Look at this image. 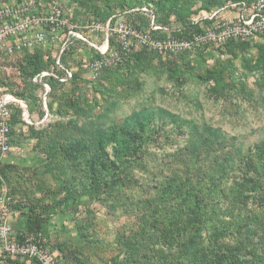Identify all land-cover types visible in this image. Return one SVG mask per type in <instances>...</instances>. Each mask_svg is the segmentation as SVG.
<instances>
[{"label":"rangeland","instance_id":"1","mask_svg":"<svg viewBox=\"0 0 264 264\" xmlns=\"http://www.w3.org/2000/svg\"><path fill=\"white\" fill-rule=\"evenodd\" d=\"M50 1L58 2L88 36V25L103 26L110 18L134 25L147 22V28L154 18L161 26L155 33L164 37L234 20L239 13L248 14L255 0ZM243 1L248 6L240 10ZM94 36L92 40L103 44L104 32ZM58 46L44 43L0 59L1 83L15 98L7 104L12 150L6 155L0 152V164L20 168L14 176L33 198L23 210L31 201L39 204L46 216L42 232L47 244L60 249L69 264H171L182 252L159 236L156 226L130 231L121 209L114 213L110 207L115 197L122 201L120 195L99 200L105 193L94 189L92 151L82 150L80 142H91L92 126L121 124L133 111L150 106L164 107L201 126H219L246 147L264 143V34L167 56L138 46L123 62L98 71L82 66L98 54L85 40L67 46L60 60L63 67L52 57ZM42 71L53 74L36 80ZM108 178L103 176L102 182ZM58 187L61 192L55 193ZM22 192L12 193L7 182H1L0 222L6 198L16 212L12 223L19 237L27 230L24 214L16 209ZM220 204L219 220L228 228L244 230L245 215L262 211L250 199L235 219L237 211L227 202ZM206 244L210 245L206 254L216 255L215 241ZM254 255H240L239 261L264 264V244ZM181 264L195 261L183 258Z\"/></svg>","mask_w":264,"mask_h":264},{"label":"trees","instance_id":"2","mask_svg":"<svg viewBox=\"0 0 264 264\" xmlns=\"http://www.w3.org/2000/svg\"><path fill=\"white\" fill-rule=\"evenodd\" d=\"M88 134L91 142L80 144L85 152L92 151L94 189L105 193L99 200L119 194L122 201L115 197L110 207L114 213L121 209L130 231L156 226L159 236L182 252L171 264H181L183 258L195 264H242L239 257L244 254L256 258L264 244V143L246 147L219 126H201L164 107L150 106L133 111L121 124L92 126ZM0 167V185L5 181L12 193L23 191L24 200L16 209L24 214L26 229L42 231L46 216L39 204L31 201L23 210L33 198L14 176L20 168ZM103 176L108 182H102ZM55 190L60 193L61 187ZM250 199L262 211L245 215L244 230L219 220L220 203L233 207L237 219ZM209 240L216 244L214 256L206 254ZM54 249L69 264L65 254ZM0 264L26 263L0 258Z\"/></svg>","mask_w":264,"mask_h":264},{"label":"built area","instance_id":"3","mask_svg":"<svg viewBox=\"0 0 264 264\" xmlns=\"http://www.w3.org/2000/svg\"><path fill=\"white\" fill-rule=\"evenodd\" d=\"M239 5L240 10L248 6L244 1ZM87 27L89 36L78 23L66 17L64 8L58 2L0 0V59L44 43H59L57 55L52 57L56 58V65L63 67L60 60L67 46L71 42L85 40L98 50V54L93 59L85 60L82 66L98 71L123 62L138 46L167 56L191 51L199 46L227 44L236 39L264 34V0H255L248 14L239 13L234 20L218 21L209 28L182 36L157 35L155 32L161 26L155 23L154 18L150 28L134 25L123 18H110L106 25L101 26L96 22ZM97 31L105 34L101 45L91 39ZM45 57L50 59L47 54ZM68 73L72 76L71 72ZM46 74L53 73L42 71L35 79ZM14 100L0 81V152L3 155L12 150L8 121L10 109L7 104ZM7 202L5 198L0 222V258L20 260L26 264H65L62 254L49 248L42 231H25L21 237L15 234L12 219L16 212L10 210Z\"/></svg>","mask_w":264,"mask_h":264}]
</instances>
